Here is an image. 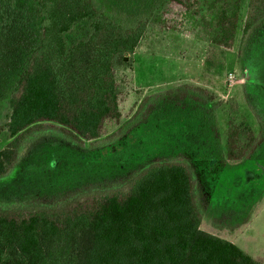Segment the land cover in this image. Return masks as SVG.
Instances as JSON below:
<instances>
[{
    "label": "trees",
    "instance_id": "trees-1",
    "mask_svg": "<svg viewBox=\"0 0 264 264\" xmlns=\"http://www.w3.org/2000/svg\"><path fill=\"white\" fill-rule=\"evenodd\" d=\"M34 1L40 31L9 91L0 180L18 166L23 148L50 135L57 143L37 156L43 162L36 170L47 166L56 190L0 204V264H262L201 223L214 201L225 205L226 217L214 219L219 226L248 221L251 197L235 201L258 179L248 180L244 164L262 150L264 131L241 144L239 128L230 124L225 138L216 94L191 83L144 96L123 122L115 60L134 52L147 20L123 25L92 0ZM215 2L213 41L231 48L242 0ZM203 9V0H165L160 20L181 29ZM85 21L88 35L69 41ZM242 54L247 67L256 61L264 68V0H249ZM261 92L259 86L253 93L256 114L264 113ZM80 154L84 168L124 171L104 182H79Z\"/></svg>",
    "mask_w": 264,
    "mask_h": 264
},
{
    "label": "rangeland",
    "instance_id": "rangeland-1",
    "mask_svg": "<svg viewBox=\"0 0 264 264\" xmlns=\"http://www.w3.org/2000/svg\"><path fill=\"white\" fill-rule=\"evenodd\" d=\"M92 1L99 11L123 25L147 20L146 31L134 52L119 54L115 60L123 122L131 116L132 109L144 96L168 86L191 83L207 87L216 94L217 124L225 138L230 124L239 128L241 144H247L261 130L264 131V113L257 109L256 114L251 110V106L257 103L258 99L253 98V93L259 86L262 89L259 101L264 109V68L256 61L250 62L251 66L247 67L242 54L243 27L249 0L241 2V16L231 48L213 41L217 33L214 22L218 15L215 0H203L204 9L200 18H187L181 29H166L162 26L160 10L165 0ZM40 23V11L34 0H0V125L8 119L9 91L30 48L37 42ZM88 32L90 22L85 21L69 33L68 39L72 41L86 37ZM250 79L255 84L249 87ZM9 140L7 130L0 129V150ZM51 142L57 143L54 139L51 141L50 135H41L31 147L20 151L18 166L9 177L0 180V204L56 190L52 183L53 187L48 183L50 172L47 166L36 170L38 164L43 162L37 156L45 153ZM80 157L81 164L75 166L79 182L88 178L106 180V177H114L124 171L113 169L111 165L84 168L87 158L84 154H80ZM49 158L53 166L60 162L54 153ZM61 161L65 164L73 162L67 158ZM244 167L249 181L258 178L248 188L241 190L242 195L235 201L242 205L244 199L248 203V196L251 197L253 204L248 205V221L234 228L219 226L214 219L219 221L226 215L225 205L222 201H214L204 212L201 228L232 241L246 254L264 264V193L261 194L264 190V146ZM13 192L14 195H11Z\"/></svg>",
    "mask_w": 264,
    "mask_h": 264
}]
</instances>
